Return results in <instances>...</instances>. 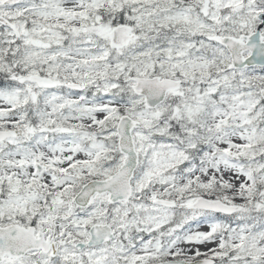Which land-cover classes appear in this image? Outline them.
<instances>
[{"label": "snow or ice", "instance_id": "6c2138e0", "mask_svg": "<svg viewBox=\"0 0 264 264\" xmlns=\"http://www.w3.org/2000/svg\"><path fill=\"white\" fill-rule=\"evenodd\" d=\"M0 264H264V0H0Z\"/></svg>", "mask_w": 264, "mask_h": 264}]
</instances>
